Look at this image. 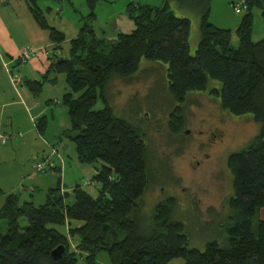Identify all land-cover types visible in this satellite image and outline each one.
I'll return each mask as SVG.
<instances>
[{"label": "trees", "instance_id": "obj_1", "mask_svg": "<svg viewBox=\"0 0 264 264\" xmlns=\"http://www.w3.org/2000/svg\"><path fill=\"white\" fill-rule=\"evenodd\" d=\"M23 1L49 42L58 46L54 49H61L65 36L47 22L38 0ZM96 1L86 0L89 13L69 42L68 55L57 57L47 75L64 76L69 92L61 104L67 108L70 126L62 135L73 144L77 162L94 167L92 180L100 186L98 193L92 197L79 185L61 192L58 182L39 206L32 198L20 204L17 194L6 195L0 206V221H6L8 228L0 235V264H78L79 260L97 264L100 252L108 255L110 264H167L173 258H181L182 264H264V38L257 42L251 38L254 10L260 12L264 25V0H243L246 12L235 30L237 48L231 45L230 30L208 22L206 9L193 56L188 44L190 21L169 9L171 0L160 7L129 4L125 12L134 29L114 40L98 38L94 32ZM142 60L164 68L167 90L176 104H184L188 93L207 92L218 99L222 110L249 115L259 125L247 146L227 157L233 191L227 213L207 209L210 218L226 215L224 246L211 240L203 251L191 248L183 224L173 218V197L154 205L148 228L137 216V201L154 182L150 152L136 128L114 115L104 91L112 78L131 79ZM43 78L26 80L24 85L38 96ZM208 80L219 82V89L207 91ZM98 92L105 103L95 110ZM45 122L44 116L36 121L40 134ZM183 122V107L175 106L168 114L170 134L179 135ZM17 134L12 137L22 136ZM131 213L133 218H128ZM58 247L64 253L55 260L51 253Z\"/></svg>", "mask_w": 264, "mask_h": 264}, {"label": "rangeland", "instance_id": "obj_2", "mask_svg": "<svg viewBox=\"0 0 264 264\" xmlns=\"http://www.w3.org/2000/svg\"><path fill=\"white\" fill-rule=\"evenodd\" d=\"M240 1L169 2V9L177 17L190 21L188 44L191 56L195 54L199 42L201 14L206 9L208 22L217 28L230 30L231 45L237 48L235 30L245 13L236 14L233 4ZM37 3L44 11L47 22L58 29L63 27L67 38L79 32L85 21L81 18L89 13L86 0H61L59 3L38 0ZM96 3V18L91 25L98 38L110 40L113 25H117V29L123 27L120 21H127L134 29L125 12L129 4L148 3L160 7L164 0H97ZM0 14L3 18L7 17ZM8 16L13 18L16 15ZM21 27L17 20L10 19L7 26L2 25L0 39L3 41L10 34V40L19 44L23 40ZM251 38L253 42L264 38V25L258 10L253 11ZM19 71L23 74L21 68ZM7 72L9 80L6 78ZM7 72L6 75L0 66V104L13 103L0 109L3 114L0 116V206L8 194H17L20 204L32 198L35 206L42 205L48 190L54 189L58 182L61 192L70 191L79 185L95 197L100 186L95 181L89 183L93 166L78 163L73 144L62 135L70 126L67 108L61 104L62 96L69 92L64 76L52 72L49 76V79L55 78L52 90L50 82H47L36 98L29 96L27 101L20 90L15 91L11 84L14 81L21 82L17 77L18 72ZM164 75V68L159 63L142 60L131 79L112 78L104 91L105 100L114 115L136 128L150 152L153 169L151 181L154 182L137 201V216L145 220L144 224L148 228L154 205L167 197H173L176 201L173 218L183 224L191 248L203 251L205 243L211 240L224 246L225 233L222 231L226 215L210 218L207 209L212 208L214 213L220 215L227 213V201L233 196L232 178L226 167L227 157L245 148L258 133L259 125L249 115L235 116L222 110L218 99L212 98L207 92L188 93L184 104H176L168 93ZM219 87V82L208 80L207 91ZM97 95L95 110L103 108L105 103L99 92ZM54 100L59 104L54 106ZM175 106L183 107L184 126L179 135H171L168 129V114ZM39 112L36 121L43 116L46 121L43 134L37 131L36 121L31 120ZM18 132L22 135L20 139L12 137ZM5 135L11 138L5 139ZM42 162H45L46 171L35 173L34 165ZM32 189L34 191L30 192ZM133 214L128 218H133ZM261 217L264 220V210ZM21 224H24L23 221ZM7 230L6 221L1 220L0 235H5ZM96 263L110 264L108 255L105 252L98 253ZM182 263L181 258H173L167 264ZM78 264L84 262L79 260Z\"/></svg>", "mask_w": 264, "mask_h": 264}, {"label": "crops", "instance_id": "obj_3", "mask_svg": "<svg viewBox=\"0 0 264 264\" xmlns=\"http://www.w3.org/2000/svg\"><path fill=\"white\" fill-rule=\"evenodd\" d=\"M9 7L11 9H8ZM0 12L2 13V15H7V17L3 18L0 14V31H1L2 25L7 26V23L9 22V20L13 18L14 20H17V22H19L22 26L21 31L23 33L22 34L23 40L19 44L13 40H10L12 38V35L10 34H8L7 37L3 41L2 39H0V66L3 68L2 65L4 64L5 66L10 68L11 73L13 71L18 72L17 77L20 78L21 82L17 85V87L13 86L11 82L10 83L12 84L13 89L15 91L19 89L22 97H24L25 100L28 101L30 97L36 98V96L32 95L28 91V89L24 85V81L26 80L38 81V80H41L44 76H46L47 71L50 69V65L56 60L57 57H65L64 53H67L68 55L69 42L72 39H74L78 33H74L72 34L74 36L67 38V35H66L67 32L62 26H61L62 28H59V29L54 26L60 32H62L64 36H66L64 42L61 43V49L56 50L54 48L58 46L53 45L49 42L47 32L40 29L36 25L34 19L32 18L31 14L29 13L23 1L21 0H0ZM8 14L10 15L15 14L16 16L11 18L10 16H8ZM120 22L123 25V27H121V29H117V25L114 24L113 30L109 36L110 40L115 39L118 34L130 33L132 31V26L129 25L127 21H120ZM26 49L35 51V54L32 57H30V59H28L26 62L23 63L19 59V55L21 51L26 50ZM19 68L23 70V74L21 73V71H19ZM4 71L6 74L7 71L5 70V68H4ZM50 74L47 75L48 76L47 78L45 77L46 80L44 78L43 80H45L44 84L47 82H50V88H51L52 84L54 85L53 82L55 78L49 79ZM9 77L10 75L8 74L6 78L9 80ZM53 102H54V106L59 104L58 101L54 100ZM11 104L13 103L0 104V109L8 105H11ZM33 108L34 107L32 106L31 109ZM40 113L41 112L36 114L35 117H32L31 120L36 121V118L39 117ZM2 115H3L2 110H0V116ZM92 168H93V172L91 171V177H90L89 183L93 181L92 178L94 174L96 173L94 170V167Z\"/></svg>", "mask_w": 264, "mask_h": 264}, {"label": "built area", "instance_id": "obj_4", "mask_svg": "<svg viewBox=\"0 0 264 264\" xmlns=\"http://www.w3.org/2000/svg\"><path fill=\"white\" fill-rule=\"evenodd\" d=\"M233 8H234V11L236 14H241V13L246 12V5H245L243 0H241L239 3L235 4ZM34 54H35V51L30 50V49L29 50L26 49V50L21 51L19 58L22 62H26ZM4 67H6V66L4 65ZM18 83H20V82L19 81L13 82L14 86H16ZM17 135L21 136L20 133H18ZM12 136H14V135H12ZM4 138L6 139V136H4ZM33 168H34L35 173H42L45 170V163H36Z\"/></svg>", "mask_w": 264, "mask_h": 264}, {"label": "water", "instance_id": "obj_5", "mask_svg": "<svg viewBox=\"0 0 264 264\" xmlns=\"http://www.w3.org/2000/svg\"><path fill=\"white\" fill-rule=\"evenodd\" d=\"M64 253V248L63 247H58L56 249H54L51 253V257L53 259H58L60 256H62Z\"/></svg>", "mask_w": 264, "mask_h": 264}]
</instances>
